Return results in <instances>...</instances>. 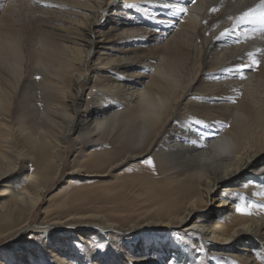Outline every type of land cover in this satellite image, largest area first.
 <instances>
[{
  "label": "bare ground",
  "instance_id": "1",
  "mask_svg": "<svg viewBox=\"0 0 264 264\" xmlns=\"http://www.w3.org/2000/svg\"><path fill=\"white\" fill-rule=\"evenodd\" d=\"M261 2L0 0V237L18 232L0 264H264V29L237 22ZM97 43L104 52L89 67ZM93 77L96 108L73 115L80 82ZM73 121L90 143L112 134L122 158L154 151L167 176L145 186L137 219L94 223L69 211L27 224ZM41 148L43 173L19 178L24 186L5 180ZM95 155L84 165L119 161ZM28 230L33 239L14 242Z\"/></svg>",
  "mask_w": 264,
  "mask_h": 264
},
{
  "label": "rangeland",
  "instance_id": "2",
  "mask_svg": "<svg viewBox=\"0 0 264 264\" xmlns=\"http://www.w3.org/2000/svg\"><path fill=\"white\" fill-rule=\"evenodd\" d=\"M120 1L121 0H119V2ZM180 9L185 8L180 7ZM98 51L100 54L104 52L99 50V43L95 44L90 50V55L86 58L85 65H89V67L93 66L92 62L97 56ZM88 75L91 78L93 74L89 73ZM82 82H80L79 89L77 88L81 91L79 92L81 93V96L79 95L75 98L76 100L74 99L71 102L73 115H76L75 107H78V105H81L83 108H93L94 106L96 108L97 106V103H95V95L99 91L98 87L101 86L100 82L96 77H93L88 84H84L85 81ZM119 83L125 85V87L128 86V82L126 81ZM34 100L37 103V107L43 109L45 103L39 99L38 96L35 97ZM67 101L69 102V100ZM38 118L40 125L45 118L43 119L41 114ZM79 118L80 117L77 119ZM73 123H71L70 128L75 124L77 125V121L74 124ZM85 130L87 129L80 124L79 127L77 125L75 131L72 130L66 133V139H64L65 148L55 158L51 157L54 162L56 161V165H59L58 168H60V170L56 173L57 166L56 168H52L53 170L50 172H53L52 175H56L55 178L47 183L46 179H42L37 185V187H39L44 184L46 185V188L42 193L41 201L35 206V213L29 218L27 224L30 226L45 225L46 222L58 219V217L59 219L63 218L64 220L65 217L67 218V216H69V214H67L69 211L70 215L82 214L87 216L88 214L89 218L86 220L89 222L101 223L102 221L100 218H102L104 220L107 219L108 222L112 224L124 225L130 219H137V214L142 212L145 209V206H147L144 204V202L146 203V200L149 199H144L146 198L145 186L157 187L166 180L167 172L157 164L156 160L153 161L154 151H143V148H141L139 153L136 152L134 155L122 158L127 150L124 149L126 151L123 150V152H118L119 147L116 144L118 141L113 140L112 134L111 136H108V139L106 137V140L104 141L101 139L99 142L90 143L89 139H91V137L88 136V133H86ZM19 137L20 136L18 135L16 139ZM46 150V148L38 149L35 152L36 157L34 159L24 157L22 162H19L16 166L13 174L9 177L4 176L5 180H20L19 178L26 177L27 174L30 173L32 174L33 170L35 172L43 173L44 168L46 167L45 164L48 163L45 162L47 158H43V155L47 154L48 157L50 156ZM102 151L111 152V154L114 153V158L117 157L119 161L116 162L114 160L111 164H103L104 166L100 165L98 162H91V164L84 165L86 159L95 157L96 152ZM120 157L122 159H120ZM149 161L151 163H149ZM23 167H25L24 173L21 171V168ZM21 182L22 184L20 186H24L25 181ZM88 191L89 193L86 194L85 192ZM83 195L85 197H83ZM211 202L213 203V206L217 205V202ZM45 210L51 211L49 213L50 215L48 214L49 217H45ZM69 222L73 221L68 220L67 223ZM43 229L44 228L41 230ZM1 230H3V228H1ZM28 231L26 233L22 232L18 235L14 242H26L33 239L32 232ZM17 233L18 232H13L11 235L7 234L0 237V246L4 241L15 237ZM80 238L83 241L86 240V238L82 236H80ZM112 240L114 241V239ZM83 244L85 247H88L87 250H89L90 253H93V251L96 253L97 250H93L92 248V242L85 241ZM15 246L17 247L18 244H15Z\"/></svg>",
  "mask_w": 264,
  "mask_h": 264
},
{
  "label": "snow or ice",
  "instance_id": "3",
  "mask_svg": "<svg viewBox=\"0 0 264 264\" xmlns=\"http://www.w3.org/2000/svg\"><path fill=\"white\" fill-rule=\"evenodd\" d=\"M127 7L131 8V7H135V5H127ZM181 11H186V10L181 9ZM250 21L253 23H258L259 25L262 26V29H264V0H262L261 4L259 5V10L256 8L249 9L248 11L243 12V14L237 18L238 23H247ZM221 35H224V33H222ZM259 63L260 62L256 60L255 57H253V64L258 65ZM37 79H39V77H37ZM149 163L151 162L149 161ZM261 195H264V193H262ZM249 207H252V205H249ZM261 207H264V205H261ZM238 210L244 211L243 209H238ZM245 214L252 215L250 211L245 212Z\"/></svg>",
  "mask_w": 264,
  "mask_h": 264
}]
</instances>
